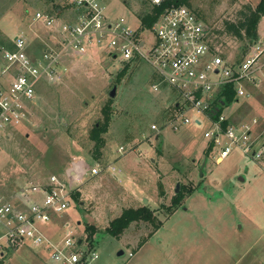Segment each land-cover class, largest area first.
I'll return each mask as SVG.
<instances>
[{"label":"rangeland","instance_id":"obj_1","mask_svg":"<svg viewBox=\"0 0 264 264\" xmlns=\"http://www.w3.org/2000/svg\"><path fill=\"white\" fill-rule=\"evenodd\" d=\"M257 3L189 0L188 8L214 31L221 30L224 21L236 20L244 6ZM52 4L53 0H0V52L15 34H21L31 52L37 53L46 30L33 21V15L50 11ZM145 6L151 8L144 0H110L108 15L133 18ZM131 25L137 27L135 20ZM257 35L256 42L264 46V18ZM141 38L145 52L155 36L145 31ZM214 38L218 55L225 60L245 54L244 42L224 35ZM122 67L102 52L62 58L58 78L37 85L28 120L0 135V195L13 202L22 188L44 185L51 176L71 181L70 196L78 193V199H71L67 212L46 233L59 239L69 232L86 241L85 228L94 227L92 242H86L98 255L92 264H264V161L232 148L216 164L203 138L208 121L200 117L203 126L198 128L175 123L180 109L173 104L178 98L163 87L151 91V68L142 61L132 64L117 82ZM114 85L115 97L110 99ZM248 91L257 103L248 104L244 97L224 108L222 114L230 124L249 123L250 111L258 112L259 119L264 116V85ZM108 103L111 121L95 161L88 135L102 121ZM254 129L251 138L261 143L264 124L258 122ZM95 165L101 172L90 176L88 168ZM177 194L182 199L176 206ZM142 205L154 212V225L132 223L119 239L104 232L123 210ZM119 251L123 255L117 256ZM1 257L3 264H49L38 248L26 245Z\"/></svg>","mask_w":264,"mask_h":264},{"label":"built area","instance_id":"obj_2","mask_svg":"<svg viewBox=\"0 0 264 264\" xmlns=\"http://www.w3.org/2000/svg\"><path fill=\"white\" fill-rule=\"evenodd\" d=\"M144 1L152 7L166 0ZM109 3L110 0H54L50 11L33 15V21L46 30L37 53L31 52L21 34L11 38L10 48L1 50L0 135L28 120L37 99V85L58 78L63 57L81 58L102 52L120 65L140 61L147 64L156 77L151 91L157 93L165 85L178 98L174 104L180 112L175 123L198 128L203 126L200 117L208 121L203 138L212 145L216 164L224 161L232 148L264 161V141L251 138L258 122L264 124V116L225 128L222 123L227 118L222 113L217 120L208 116L223 87L232 85L237 102L247 97L248 87L264 85L261 42L250 44L240 59L225 60L217 48H211L209 30L187 6L166 8L150 28L141 27L135 15H130L137 25L132 28L130 17L108 15ZM145 31L152 33L155 41L143 52L145 43L141 36ZM151 128L155 130L156 126ZM100 172L96 165L88 168L90 176ZM67 182L51 176L44 185L32 183L22 188L13 202L0 195V256L26 245L38 248L49 264H92L98 259L87 241L75 239L69 232L59 239L46 233L55 219L67 212L74 190L72 182Z\"/></svg>","mask_w":264,"mask_h":264},{"label":"trees","instance_id":"obj_3","mask_svg":"<svg viewBox=\"0 0 264 264\" xmlns=\"http://www.w3.org/2000/svg\"><path fill=\"white\" fill-rule=\"evenodd\" d=\"M50 2H52V0H46V3ZM182 5L190 7L189 0H166L162 5L152 6L150 9L145 6L138 14H135V18L137 22L140 23L141 27L150 28L166 8L171 6L178 7ZM263 18L264 0H258V3L255 7H252L250 5L244 6L243 9L237 12L236 20L224 21L222 23L221 30H209V44L211 48L214 49L218 47V40L214 38V35H224L244 42L245 44L243 45V53H245L248 45L256 43L258 38V24ZM7 43V45L5 44L6 47L10 48V42ZM129 66H132V64H125L121 69H119L117 73V82H120V80L125 76ZM152 79H154L153 81H156V77L154 74H152ZM162 87V89L169 90L172 94L175 95L174 91L171 88H168L165 85H163ZM222 102L224 103V106L221 105ZM235 102V92L232 88V85L223 87L221 92L218 94L217 101L214 104V107H218L219 111L215 116H212L213 120H217L218 116L223 112L224 108L231 106V104ZM173 108H176L175 104L173 105ZM102 115V121L95 123L89 131L88 135L89 140L94 144L93 146L95 153H92V159L95 161H97L98 157L100 156L99 150H101L104 146L103 135L106 134L109 123L111 121L110 103L103 107ZM228 124H230V121L227 119L222 123L223 128H225ZM208 150H212L211 144H209ZM71 199L76 201L78 199V193L72 194ZM181 199V194L175 195L173 200L174 205L177 206L180 203ZM155 220L156 219L154 216V212L146 205H142L137 208H128L123 210L118 217L110 221L108 226L104 229V232L114 239H119L123 232L128 229V227L132 223L145 222L154 225ZM157 228H159V226L156 227L154 231ZM85 231L88 233V235H86V241L92 242L91 239L97 231L92 226H87L85 228ZM90 246L93 247L92 243H90ZM0 264H3L2 260H0Z\"/></svg>","mask_w":264,"mask_h":264},{"label":"water","instance_id":"obj_4","mask_svg":"<svg viewBox=\"0 0 264 264\" xmlns=\"http://www.w3.org/2000/svg\"><path fill=\"white\" fill-rule=\"evenodd\" d=\"M115 93H116V86H112V88L110 89V91L108 92V97L110 99L114 98L115 97ZM221 105H223V103H221ZM219 111V108L218 107H215L211 112L210 114L208 115L209 117H212V116H215L216 113ZM178 185H176L175 187V193H178ZM123 255V252L122 251H119L117 256H121Z\"/></svg>","mask_w":264,"mask_h":264},{"label":"crops","instance_id":"obj_5","mask_svg":"<svg viewBox=\"0 0 264 264\" xmlns=\"http://www.w3.org/2000/svg\"><path fill=\"white\" fill-rule=\"evenodd\" d=\"M251 88H252V87H251ZM248 89H250V87H248ZM251 91H252V90H251ZM247 93H248V94H247V97H248V98L245 99V100H247V103H248V104L255 105L257 102H256V101H255V102L252 101V100H253L252 95H251V93H250L248 90H247ZM237 103H238V101L235 102V103H233V104H231V105H235V104H237ZM254 112L256 113V115H255ZM254 112H253V111H250V112H249V115H250V116H249V118H250L249 122H251V120H252V119H255V117L257 116L258 112H256V111H254ZM259 117H260V116H259ZM259 117H256V118H259ZM235 125H238V124H235ZM255 130H256V129H255ZM256 131H257V130H256ZM86 166H89V165H86ZM95 176H96V175H95ZM54 224H55V223H54ZM52 226H53V225H52Z\"/></svg>","mask_w":264,"mask_h":264}]
</instances>
